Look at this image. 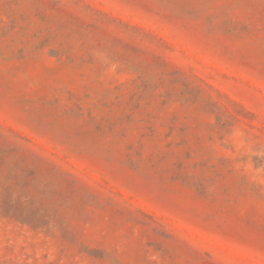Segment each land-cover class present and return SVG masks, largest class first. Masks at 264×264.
I'll list each match as a JSON object with an SVG mask.
<instances>
[{
	"label": "rangeland",
	"instance_id": "rangeland-1",
	"mask_svg": "<svg viewBox=\"0 0 264 264\" xmlns=\"http://www.w3.org/2000/svg\"><path fill=\"white\" fill-rule=\"evenodd\" d=\"M0 264H264V0H0Z\"/></svg>",
	"mask_w": 264,
	"mask_h": 264
}]
</instances>
